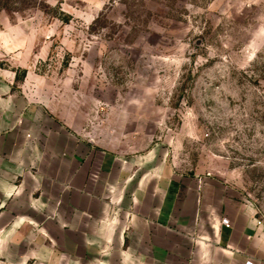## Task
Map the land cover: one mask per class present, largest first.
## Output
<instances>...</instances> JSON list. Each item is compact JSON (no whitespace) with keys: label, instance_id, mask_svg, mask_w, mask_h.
Segmentation results:
<instances>
[{"label":"rangeland","instance_id":"rangeland-1","mask_svg":"<svg viewBox=\"0 0 264 264\" xmlns=\"http://www.w3.org/2000/svg\"><path fill=\"white\" fill-rule=\"evenodd\" d=\"M0 79L118 192L207 180L264 225V0H0Z\"/></svg>","mask_w":264,"mask_h":264},{"label":"crops","instance_id":"crops-1","mask_svg":"<svg viewBox=\"0 0 264 264\" xmlns=\"http://www.w3.org/2000/svg\"><path fill=\"white\" fill-rule=\"evenodd\" d=\"M45 122L0 79V264H264V225L216 184L118 192Z\"/></svg>","mask_w":264,"mask_h":264},{"label":"built area","instance_id":"built-area-1","mask_svg":"<svg viewBox=\"0 0 264 264\" xmlns=\"http://www.w3.org/2000/svg\"><path fill=\"white\" fill-rule=\"evenodd\" d=\"M259 223H261V221H259ZM223 224H225L228 227H230L231 225L230 220L228 218H223ZM245 264H254V262L253 260H247Z\"/></svg>","mask_w":264,"mask_h":264},{"label":"trees","instance_id":"trees-1","mask_svg":"<svg viewBox=\"0 0 264 264\" xmlns=\"http://www.w3.org/2000/svg\"><path fill=\"white\" fill-rule=\"evenodd\" d=\"M4 1V0H3Z\"/></svg>","mask_w":264,"mask_h":264}]
</instances>
